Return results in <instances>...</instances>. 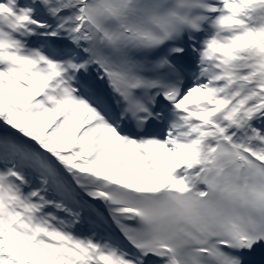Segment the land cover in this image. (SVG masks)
I'll return each mask as SVG.
<instances>
[{
	"label": "snow or ice",
	"instance_id": "6c2138e0",
	"mask_svg": "<svg viewBox=\"0 0 264 264\" xmlns=\"http://www.w3.org/2000/svg\"><path fill=\"white\" fill-rule=\"evenodd\" d=\"M0 264H264V0H0Z\"/></svg>",
	"mask_w": 264,
	"mask_h": 264
}]
</instances>
